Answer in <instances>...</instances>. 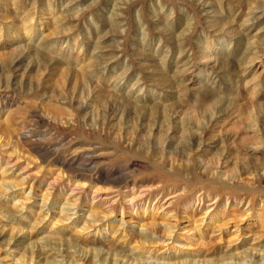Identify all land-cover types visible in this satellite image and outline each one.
Segmentation results:
<instances>
[{"label": "rangeland", "instance_id": "rangeland-1", "mask_svg": "<svg viewBox=\"0 0 264 264\" xmlns=\"http://www.w3.org/2000/svg\"><path fill=\"white\" fill-rule=\"evenodd\" d=\"M0 111L33 131L29 143L0 139V194L28 208L0 216V264H45L59 250L68 264L73 253L113 264L115 248L136 258L133 232L146 233L153 209L172 228L152 234V260L264 245L263 192L208 180L264 173V0H0ZM97 206L115 212L92 221ZM220 210L222 239L207 227ZM99 239L113 249L93 253Z\"/></svg>", "mask_w": 264, "mask_h": 264}, {"label": "bare ground", "instance_id": "bare-ground-1", "mask_svg": "<svg viewBox=\"0 0 264 264\" xmlns=\"http://www.w3.org/2000/svg\"><path fill=\"white\" fill-rule=\"evenodd\" d=\"M203 1V0H202ZM205 1V0H204ZM51 8H52V6H51ZM34 18V17H33ZM33 18H32V20H33ZM31 19V18H30ZM31 20V21H32ZM25 21H27V19L25 20ZM26 23V22H25ZM30 27H32L31 25H30V22H28V23H26L25 24V26H24V29H25V33L26 34H31V28ZM30 37H31V35H30ZM43 45V44H42ZM50 48V47H49ZM180 49V48H179ZM39 52V51H38ZM207 55V54H206ZM43 56V55H42ZM224 65V64H223ZM177 71V70H176ZM13 100V99H12ZM4 103V102H3ZM163 104V103H162ZM9 112H11V111H9ZM35 114H36V112H35ZM42 115H44V114H42ZM36 116V115H35ZM9 116H8V113L7 112H3V111H0V139H2L1 137V135H3L2 133H8L10 136V140H12V139H14L15 141H22V142H26V143H29L31 140V137H32V135H33V131L31 130V128L28 126H24L23 124H25V123H23L22 124V130H20V129H16V127L14 126V125H12L11 124V122L9 121V118H8ZM11 117V116H10ZM26 117V116H25ZM42 116H40V115H38L37 116V118H41ZM30 118V117H29ZM37 118H36V120H37ZM45 118V117H44ZM18 119V118H17ZM24 119V118H23ZM33 119V118H32ZM47 119V118H46ZM19 120V119H18ZM19 121H21V120H19ZM28 121V120H27ZM30 122V121H29ZM33 122V121H32ZM43 122V121H42ZM21 123V122H20ZM62 123V122H61ZM18 125V124H17ZM16 125V126H17ZM6 135V134H5ZM87 135V134H86ZM194 136V135H193ZM6 137H7V135H6ZM42 137V136H41ZM195 137V136H194ZM196 137H197V134H196ZM191 139V138H190ZM8 141V140H7ZM90 148V147H89ZM106 148V147H105ZM85 149V148H84ZM98 149H100V148H98V146H96V147H92L91 149H89V151H87V153L85 152V154H88L87 156H88V161H89V163L91 162V163H93V161H96V158H99V157H101L102 156V154L99 152L98 153ZM113 153H115V149H114V147H113V150H112V152H109V153H107V154H111V155H113ZM79 155V154H78ZM81 155V154H80ZM110 156V155H109ZM122 156V155H121ZM74 157V156H73ZM113 157V156H112ZM111 157V158H112ZM75 158V157H74ZM78 158V157H77ZM76 158V159H77ZM85 157L83 156V159H84ZM100 159V158H99ZM73 160V159H72ZM79 160V159H78ZM101 160V159H100ZM160 160V159H159ZM71 161V160H70ZM76 161V160H75ZM74 161V162H75ZM80 161V160H79ZM98 161V160H97ZM105 162V161H104ZM88 163V162H87ZM160 163V162H159ZM157 165H160V164H157ZM162 165V164H161ZM93 166V165H92ZM161 167V166H160ZM262 170V169H261ZM264 170V169H263ZM105 173V172H104ZM103 174V173H102ZM107 174V173H106ZM203 175L204 176H206L205 175V172H203ZM69 176L70 177H72V175H70L69 174ZM69 176H67V177H69ZM80 176V179H78V182L80 181V182H83L82 184H84V186L86 185V184H88V186H91V184H93L91 187L92 188H96L97 190H100L101 188H98L97 187V185H98V183H104V184H109L107 181H100L99 179H98V177H97V179L96 180H94V179H92L91 177H90V179L88 178V177H86V176H84V175H79ZM75 177V176H74ZM103 177V176H102ZM101 177V178H102ZM197 177V176H196ZM208 177V176H207ZM210 177V176H209ZM106 178H108V177H106ZM214 178V177H213ZM69 179H71V178H69ZM104 179V178H103ZM221 180L219 181V180H210V179H208L209 181H218V183L219 184H221L222 186H225V188L226 187H229V186H231V187H234V188H236V189H248V188H250V189H252V190H256V189H260L262 192H263V194H264V173L262 172V175H260V176H258L257 178H255V179H249V180H244V179H231V178H224V177H221L220 178ZM73 180V179H72ZM76 180V179H75ZM199 180V179H198ZM74 183V182H73ZM75 184V183H74ZM11 185H13L14 187H18L19 188V184L18 183H16V182H13V183H11ZM33 187V186H32ZM10 188H11V186H10ZM21 188V190H23V188L22 187H20ZM8 191V190H7ZM6 190L5 191H3L1 194H0V196H3L4 197V200H5V202H3L4 203V205L2 206V207H0V216H2L1 218H3V219H5V218H7L8 216L5 214L6 212H8V214L9 213H11V214H13V213H17V212H15V208L18 210V212L19 211H21L22 209L24 210L25 208L26 209H28L27 207H25V206H21V205H16V203H15V201H16V197L14 196V195H11V194H8V192H7ZM14 194V193H13ZM23 194H25V193H23ZM19 196H21V195H19ZM44 199L43 200H47L48 199V197L46 196V194H43V195H41ZM250 196H252L251 194H250ZM186 197V196H185ZM252 198V197H251ZM30 200V199H29ZM262 201V200H261ZM45 202H47V201H45ZM252 204L254 203V197L252 198ZM6 203H10L12 206H7V205H5ZM80 203V202H79ZM44 204V203H43ZM57 204V202L55 201L54 203H53V205H56ZM66 204H69L68 202H66ZM66 204H64V206L63 207H65L66 206ZM67 206H69V205H67ZM261 206H264V201H262V204H261ZM13 207H14V209H13ZM78 207V206H77ZM223 208V207H222ZM19 209H21V210H19ZM31 209V208H30ZM29 209V210H30ZM61 209V208H60ZM224 209H226V206L224 207ZM16 210V211H17ZM63 210V209H62ZM4 211H6L5 213H4ZM35 211V210H34ZM32 209L29 211L30 212V214H33V212H34ZM251 211V210H250ZM264 211V210H263ZM22 212V211H21ZM63 212V211H62ZM88 212H90L89 213V216L91 217V219H92V221H99L100 220V218H101V215L103 216L104 215V217H107L108 219H109V217H110V214H112V213H114L115 212V210L114 211H112V212H106L105 210H103V208H102V206H97V207H95V208H89V211ZM24 213V212H23ZM21 214V213H20ZM29 214V215H30ZM36 214H38V213H36ZM158 213H157V211H155L154 209L153 210H151L150 212H148V216L147 217H149L150 218V220L151 221H149V222H147V224L146 225H140V226H142V228H146V233L144 232V231H141V232H133V236H132V240L133 241H135L136 242V244H138L137 246H135V247H131V251L130 252H132L133 253V251H135L136 249H138V251H139V256L137 255L136 256V258H134L133 256H131L130 257V255H126L125 253H127V252H129V251H125L124 250V248L123 249H114V253H113V255H115L116 256V258H115V256L113 257L114 258V263L113 264H200V261H201V258L200 257H203V260H202V262H206V264H246L247 263V261H249L248 260V258L250 259V263L249 264H259V262H260V260H262L261 258H264V256L262 255V257L261 258H259V256H258V259H256V258H254L253 259V256H252V251H255V252H263L264 251V245L262 244V245H257L256 247H252V248H250V249H244L242 246H238V247H233V249L231 250V251H228V252H226L224 249H222V250H217V249H214V251L213 252H209L210 254H206L205 252V254H203V255H201V256H199L198 258H192V259H189V258H186V259H182V257H176V252L174 251L173 252V254H172V256H170V257H164V258H157L155 255L153 256V260L151 259V257H149L148 255L149 254H152V253H154V254H156L157 253V251L158 250H156V251H153L152 250V248L153 247H155L157 244H156V240L153 238V236H152V234H156V236L155 237H157V235H160L161 234V232H164L165 234H168L170 231H168L169 229H168V226H169V228L171 227L172 228V224H167V228H165V227H162L161 225L162 224H160V223H157L156 221H155V216L157 215ZM225 214V210H223V211H218L217 213H214L212 216H208V218L207 219H209L210 220V222H209V224H207V227L208 228H212V230H214L213 231V234H215V233H219L218 234V236H217V238H219V239H222L223 238V236H224V228L222 227V224L220 223V220H219V218L220 217H222L223 215ZM261 214H262V211L260 212V217H259V221H260V224L261 225H263V221H264V217L263 216H261ZM22 215V214H21ZM27 215V214H26ZM44 215V214H43ZM46 215H47V213H46ZM66 215H67V213H66ZM69 215V214H68ZM141 215H142V217H145V215H146V212H142L141 213ZM41 216V215H40ZM39 216V217H40ZM48 216V215H47ZM194 215H193V213H191V212H187L186 213V217L187 218H192ZM218 216V217H217ZM10 217V216H9ZM34 217V216H33ZM164 217H165V215H164ZM215 217H217L218 219L214 222V223H212L213 222V219L215 218ZM0 218V219H1ZM21 218V217H20ZM43 218V217H42ZM65 218V217H64ZM67 218V217H66ZM86 218H88L87 216H86ZM107 218H105V219H107ZM28 219V218H27ZM40 219V218H39ZM45 219H46V216H45ZM54 219V218H53ZM62 219V218H61ZM102 219V218H101ZM69 220V219H68ZM21 221H23V220H21ZM87 221V220H86ZM88 221H91V220H88ZM87 221V222H88ZM101 221V220H100ZM37 222V221H36ZM57 222L58 223H62V225H70V223L68 224V223H65V221L63 220H57ZM64 222V223H63ZM91 223V222H90ZM94 223V222H93ZM51 224L52 225H55L56 223L55 222H53V220H51V222H50V224L48 225V226H51ZM0 225H1V221H0ZM34 225V224H33ZM89 225H91V224H89ZM94 225V224H93ZM32 228H33V226H32ZM51 228V227H50ZM35 229V228H34ZM46 229V228H45ZM52 229V228H51ZM42 230V229H41ZM48 230V229H47ZM85 230V229H84ZM1 231V230H0ZM3 231V230H2ZM61 231V230H60ZM59 231V232H60ZM97 231H102L101 229H99V230H96L95 231V234H97L98 232ZM4 232V231H3ZM2 232V233H3ZM48 232V231H47ZM50 232V231H49ZM56 232V231H55ZM58 232V234H59V236L58 237H56V238H58V240H55V241H59V243H64L65 244V242L67 243V245L68 246H73L72 248H74V245H76L77 243H78V239H76L75 237H73V236H69L68 238H66V235H64V234H62V233H59ZM57 234V235H58ZM89 234V233H88ZM229 234H233V233H229ZM246 234V233H245ZM264 234V233H263ZM242 234H237V235H235L236 237H238V236H241ZM53 236H55L54 234H53ZM51 238V237H50ZM239 238H237V239H235V241H237ZM100 240V239H99ZM97 241L96 243L94 242L93 243V245H92V251H93V253L94 252H96L97 254H99L100 252H101V250H102V247L101 246H104V248H105V246L108 248H111V246H108V241H107V243L106 242H101V240L100 241ZM48 241V239L46 240V242ZM93 241V240H92ZM233 242H235L234 240H232ZM232 241H230V242H232ZM229 242V243H230ZM255 242V241H254ZM131 242H129V244H130ZM55 244H56V242H55ZM90 244V243H89ZM92 244V243H91ZM90 244V245H91ZM156 244V245H155ZM62 245V244H61ZM98 245H101V246H99V248H101V249H99L97 246ZM89 246V245H88ZM129 246V245H128ZM43 247H48L47 248V250H49L50 252H53V250H55L54 252L56 253V250H57V247L55 248V247H53L52 246V244H50L49 242L47 243V244H45V246H43ZM86 247V246H85ZM82 248V247H81ZM108 248V249H109ZM69 249V248H68ZM83 249V248H82ZM89 249V248H88ZM111 249H113V247L111 248ZM156 249V248H155ZM263 249V250H262ZM95 250V251H94ZM248 250H250L251 252L249 253V251ZM49 251H47V252H49ZM72 251V250H71ZM78 252L80 251V250H77ZM87 251V250H86ZM89 251H91V250H89ZM43 252V251H42ZM50 252H49V254H50ZM73 252V251H72ZM103 252V251H102ZM107 252H108V250H107ZM165 252V251H164ZM183 252V251H182ZM30 253V252H29ZM32 253V252H31ZM64 253H65V250L63 251V252H60V250L58 251V253L54 256L53 255V257L52 258H50L49 259V257L48 258H46V262H44L45 264H68V261H67V259H66V257H68V256H66V254L64 255ZM87 253V252H86ZM84 254V253H83ZM82 254V255H83ZM111 254V253H110ZM40 255V254H39ZM82 255H75V253H73V254H69V256H71L72 258H71V260L69 259V263L70 264H86V263H88V262H90L89 264H107L106 262H108L107 260H105V262L104 263H102V261H101V263L100 262H95L94 260H93V258H90V257H88L87 256V254H85L84 256H82ZM96 255V254H95ZM101 255V254H100ZM133 255V254H132ZM92 256H94V255H92ZM104 256V255H103ZM112 256V255H111ZM166 256V255H165ZM31 257V256H30ZM45 257V256H44ZM59 257H63V259H61V260H59L60 258ZM88 257V258H87ZM36 258H38V257H33L32 256V259H30L31 260V262H30V264H34V260H36L37 261V259ZM59 258V259H58ZM96 258V257H95ZM112 258V259H113ZM15 259V258H14ZM22 259V258H21ZM66 259V260H65ZM102 259H104V258H102ZM106 259V258H105ZM237 259L238 260H243L242 262L240 261L239 263H233V262H237ZM23 260V259H22ZM109 260V259H108ZM111 260V259H110ZM160 260H162V262L160 261ZM44 261V260H43ZM82 261V262H81ZM93 261L95 262V263H93ZM231 261V262H230ZM233 261V262H232ZM17 262H18V260H17ZM39 263V262H38ZM110 263V262H109ZM108 263V264H109ZM28 264V263H27ZM36 264V263H35ZM262 264H264V262L262 263Z\"/></svg>", "mask_w": 264, "mask_h": 264}]
</instances>
